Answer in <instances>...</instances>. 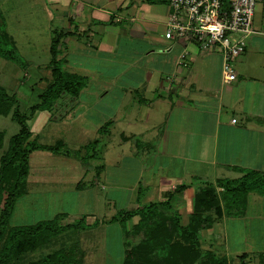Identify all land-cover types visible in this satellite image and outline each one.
<instances>
[{
  "label": "crops",
  "instance_id": "1",
  "mask_svg": "<svg viewBox=\"0 0 264 264\" xmlns=\"http://www.w3.org/2000/svg\"><path fill=\"white\" fill-rule=\"evenodd\" d=\"M0 14L24 67L47 72L42 85L50 78L54 32L63 34L58 45L63 69L86 79L76 98L62 96L64 106L31 117L33 137L64 150L69 145V151L100 142V162L87 183L79 180L87 176L86 162L75 161L74 154L32 152L27 192L17 201L13 220L24 219L26 208L45 215L51 205L57 210L50 219L67 218L72 196L78 206L92 200L94 212L76 215L85 217L82 234L97 230L105 247L111 231L121 241L118 230L124 225L104 223V217L154 197L162 200L176 186H187L180 195L193 201L205 183L237 179L244 170L264 173V0L254 10V33L231 63L235 78L229 82L219 48L204 51L195 42L164 38L167 0H0ZM40 37L44 41L35 47ZM108 122L102 137L98 129ZM58 127L66 133L56 134ZM98 201L108 205L109 216L96 214ZM186 204L176 206L179 214L183 206L189 213Z\"/></svg>",
  "mask_w": 264,
  "mask_h": 264
},
{
  "label": "trees",
  "instance_id": "2",
  "mask_svg": "<svg viewBox=\"0 0 264 264\" xmlns=\"http://www.w3.org/2000/svg\"><path fill=\"white\" fill-rule=\"evenodd\" d=\"M227 4L228 0H224ZM62 33L54 32L49 47L48 69L50 78L43 90L37 95L38 102L21 112L16 97L8 94L0 86V115L9 116L18 124V131L8 140L3 150L4 134L0 132V264H11L21 254L37 249L48 243L57 234L68 230H84L85 217L73 223L63 224L65 214H58L52 219L39 221L25 226H11L14 208L27 192L29 156L34 151L57 153L64 148L59 145H42L33 137L28 121L37 111L56 109L55 103L63 93L76 98L86 85V79L63 69L58 58V45ZM0 58L24 64L18 55L13 40L5 31V23L0 14ZM109 122L98 129L100 136L108 133ZM99 140H94L76 151L64 150V154H77L81 150L96 148ZM187 186H176L165 193L164 199L139 206L133 210H120L116 217L108 222H127L136 219L132 231L141 237L140 250L127 252L124 264H226L225 258H217L209 252H201V230L211 228L215 221L224 217H242L245 214L250 194L264 196V173L256 170H244L237 179L216 180L198 187L193 196L192 209L185 224L173 207V199ZM78 249V248H77ZM153 256V258H150ZM203 257V258H202ZM259 261H264V252L256 254ZM149 258V259H148ZM245 264L247 253L236 257ZM150 261V262H149ZM83 252L77 255L65 248L49 253L30 264H82Z\"/></svg>",
  "mask_w": 264,
  "mask_h": 264
},
{
  "label": "rangeland",
  "instance_id": "3",
  "mask_svg": "<svg viewBox=\"0 0 264 264\" xmlns=\"http://www.w3.org/2000/svg\"><path fill=\"white\" fill-rule=\"evenodd\" d=\"M35 41V47H38L42 44L44 39L40 37L39 39L36 38ZM25 57H27V55ZM23 61L24 60L22 59V62ZM46 73L47 72L43 69L37 70L35 68H25L24 64L6 61L0 58V86L5 87L7 92L13 94L16 97L21 112H27L30 106L38 102L37 95L44 88V85H42L44 84V81L40 83V77L45 76ZM10 77L19 80L21 82V86L18 87V85L15 84L13 80H10ZM66 95L67 94L63 93L61 97H65ZM59 100L54 105L56 106L55 110L58 109L60 104L63 106L66 104L59 102ZM18 128V124L11 119L10 115H0V132L4 134L3 150H5L7 147L9 138L17 133ZM61 133H66L65 129L63 127H58L56 134ZM77 136L79 135L76 134L74 137ZM74 137L70 138V144L72 146L76 144L74 142H77L74 141V139H76ZM45 138L46 136L43 140H45ZM99 145L100 142L97 144L96 148L93 147L89 150H81V152L74 154L73 156L75 161L81 160L86 162L85 168L82 167L83 169L79 165H75L77 167L75 169H79V171H81V169L84 171L88 170L87 176L81 177L79 179L82 183H87V181L93 175L95 165H98L100 162ZM69 147L70 146L68 145V147H65V149L69 151ZM2 152L3 151L1 150L0 154ZM63 152L64 148L62 151L54 154L61 155ZM58 182H60V180H58ZM70 184H72L71 181L69 183L67 182L66 186H69ZM73 197L74 196H72V199L68 202V210L70 215L63 219V224L77 221L78 216L76 213L80 212L81 210H84L83 212H87L88 214L94 212L92 209L94 208L92 205V200H90L88 203H85L84 205L78 206V203L73 200ZM103 197L104 195L101 194L102 203L105 202ZM248 199L247 212L246 215L243 216V219H237L233 217L224 219V215H222L215 221L211 228L201 230L200 248L203 255L204 253L209 252L217 258H225L226 264H241L236 258L237 255L239 256L242 253H247L248 258L245 259V264H264V261H259L256 257L257 253L264 252V196L250 194ZM157 201H161V198L154 197L152 199V202ZM182 202L189 203L188 205L186 204V209L188 208L190 213L192 209V201L185 199L180 194L176 195L173 199L172 203L173 207L175 206L174 209L177 210L176 206ZM20 203L21 208L19 207V209L23 210V203L27 204V201L24 202V200H22ZM100 203L101 202L97 203L99 207H95L96 210H98L96 214L101 216H109L108 214L111 211L109 210L108 205H101ZM102 207H104V209ZM15 209L17 208H14V210ZM56 210L57 207L54 209V205H51L50 208L44 212L45 215H41L42 213L37 209L30 214L29 210L26 208L24 211L25 218L20 220H13L11 218L10 225L20 226L33 224L42 219H50ZM181 213V223L185 224L187 222L189 213H186L184 206L181 208ZM113 217H116V214ZM104 218H106V221L103 220L105 223L108 222L112 217L109 219H107L108 217ZM135 223H137V218L127 222L124 228L120 227L118 233L121 241L119 243L116 242L117 236L114 235L116 233H112L111 231L107 238V245L105 247H101L100 239L102 238L100 235L96 234L97 230H90L92 232H90L88 236L82 234L81 230L64 231L57 234L48 243L39 246L37 249L24 252L11 264H30L49 253L63 248L70 250V252L75 255H77L78 249L83 252L82 264H124L125 255L127 252L132 251L131 248H137V252L140 250L139 246L141 237L136 232H134V230L132 231L133 225ZM153 256L151 257L150 255V258H153Z\"/></svg>",
  "mask_w": 264,
  "mask_h": 264
},
{
  "label": "built area",
  "instance_id": "4",
  "mask_svg": "<svg viewBox=\"0 0 264 264\" xmlns=\"http://www.w3.org/2000/svg\"><path fill=\"white\" fill-rule=\"evenodd\" d=\"M259 1L228 0L226 4L224 0H167L164 38L195 42L204 51L219 48L222 75L226 82L232 81L235 73L231 63L244 52L247 38L254 33L252 19Z\"/></svg>",
  "mask_w": 264,
  "mask_h": 264
}]
</instances>
